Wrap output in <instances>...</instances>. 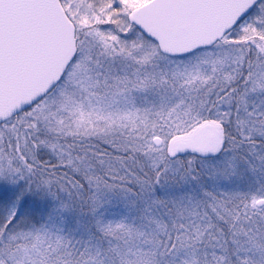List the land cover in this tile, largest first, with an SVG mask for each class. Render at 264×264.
<instances>
[{
    "label": "snow or ice",
    "instance_id": "snow-or-ice-1",
    "mask_svg": "<svg viewBox=\"0 0 264 264\" xmlns=\"http://www.w3.org/2000/svg\"><path fill=\"white\" fill-rule=\"evenodd\" d=\"M0 264H264V0H0Z\"/></svg>",
    "mask_w": 264,
    "mask_h": 264
}]
</instances>
